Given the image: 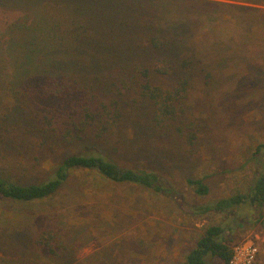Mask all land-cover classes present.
Returning <instances> with one entry per match:
<instances>
[{"label": "trees", "instance_id": "1", "mask_svg": "<svg viewBox=\"0 0 264 264\" xmlns=\"http://www.w3.org/2000/svg\"><path fill=\"white\" fill-rule=\"evenodd\" d=\"M7 12L16 16L10 18ZM0 13V61L5 48V56L10 54L17 64L12 83L0 78L3 95L13 94L12 107H0V157L18 161L21 176L20 164L45 161L50 166L39 181H18L0 169L2 203H43L80 172L106 186L148 191L188 216H219L203 229L184 264H206L209 257L228 264L240 232L256 223L264 227V160L256 159H264V139L247 160L255 162L243 189L191 206L182 204L154 169L120 166L104 153L82 150L87 142L109 135L122 144L125 127L147 109L156 134L165 137L172 130L195 156L202 126L189 119L187 101L196 78L207 83L214 78L205 52L225 50L223 42L215 41L224 36L238 41L230 54L238 63L247 59L243 54L248 47L262 53L264 0H0ZM225 14L231 23L222 20ZM230 61L226 55L221 62ZM253 78L260 81L257 75ZM38 99L44 112L34 113L28 106ZM207 176L186 178L197 198L209 195ZM12 212L22 215L23 222L5 234L20 237L11 245L27 242L50 262L68 263L71 249L55 230L42 229L29 240L25 237L31 218Z\"/></svg>", "mask_w": 264, "mask_h": 264}, {"label": "rangeland", "instance_id": "2", "mask_svg": "<svg viewBox=\"0 0 264 264\" xmlns=\"http://www.w3.org/2000/svg\"><path fill=\"white\" fill-rule=\"evenodd\" d=\"M9 13L6 15L10 18L16 16L14 12ZM222 20L231 23L228 14L223 15ZM227 39L215 37L220 45L224 43L225 50L219 47L217 52L206 48L204 57L206 62H211L208 70L214 78L209 83L202 77L196 78L189 92L187 114L191 121L196 120L202 126L195 156L186 152V147L172 130L165 137L156 134L148 121L147 109L142 117L132 121L133 125L129 123L125 127L122 144L116 143L114 135H109L101 140L103 142H87L82 150L104 153L120 166L154 169L186 206L202 204L243 189L252 177L255 162L247 163V160L264 139V51L259 53V48L255 52L248 47L243 54L247 59L238 63L235 56H230L238 41ZM1 50L0 78L9 85L12 83L11 72L17 69V64L10 54L5 56V48ZM226 55L233 62L223 64L221 61ZM261 61L263 65H257ZM244 69L249 70L248 73ZM159 82L164 83L160 79ZM167 83L173 84L172 80ZM4 92L2 86L3 105L0 107L11 108L13 94L3 95ZM30 103L28 109L34 113L44 112L39 99ZM256 159L264 160L259 156ZM32 162L33 165L20 164L24 166L21 176L17 170L18 161L3 155L0 169L18 181H39L46 176L49 163L44 161L36 165ZM192 174L208 175L205 178L209 187L207 199L197 198L186 183V178ZM13 210L31 218L27 239L42 229L55 230L60 242L71 249L67 264H184L186 254L203 229L220 218L214 214L188 216L175 209L171 201L148 191L127 185L106 186L85 173L76 172L55 197L43 203L16 207L0 201V264H56L33 250L27 242L20 247L11 245L13 238L21 240L11 233H14L15 225L23 222L20 221L22 215ZM7 232L11 233L5 235ZM240 234L242 238L236 243L252 242L258 249L253 264H264L262 224L247 227ZM206 264L223 262L209 257Z\"/></svg>", "mask_w": 264, "mask_h": 264}, {"label": "built area", "instance_id": "3", "mask_svg": "<svg viewBox=\"0 0 264 264\" xmlns=\"http://www.w3.org/2000/svg\"><path fill=\"white\" fill-rule=\"evenodd\" d=\"M232 257L228 264H253L258 249L252 242H243L233 247Z\"/></svg>", "mask_w": 264, "mask_h": 264}]
</instances>
